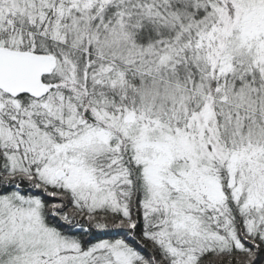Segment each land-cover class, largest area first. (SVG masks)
<instances>
[{
    "label": "snow or ice",
    "instance_id": "snow-or-ice-1",
    "mask_svg": "<svg viewBox=\"0 0 264 264\" xmlns=\"http://www.w3.org/2000/svg\"><path fill=\"white\" fill-rule=\"evenodd\" d=\"M0 264H264V0H0Z\"/></svg>",
    "mask_w": 264,
    "mask_h": 264
}]
</instances>
